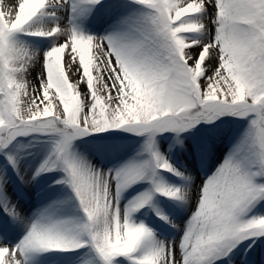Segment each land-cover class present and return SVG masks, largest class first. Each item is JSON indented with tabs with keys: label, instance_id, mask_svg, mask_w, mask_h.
<instances>
[{
	"label": "snow or ice",
	"instance_id": "obj_1",
	"mask_svg": "<svg viewBox=\"0 0 264 264\" xmlns=\"http://www.w3.org/2000/svg\"><path fill=\"white\" fill-rule=\"evenodd\" d=\"M88 2L95 5L100 0ZM139 3L152 10L140 37L96 38L73 29L68 40L46 53V79L36 95L25 76L30 58L13 36L24 31L49 0H18L17 6L7 8L0 0V145L30 131L58 133L55 159L46 160L37 174L62 163L87 215L82 225L33 224L15 248L0 246V264H22L19 257L30 252L82 247L78 232L88 234L105 264H114L115 257H132L141 249L135 264H211L237 241L264 235V216L242 219L264 199V183L255 179L264 175V0ZM206 10L213 13L214 35L206 41H190L185 33L207 30L203 21L191 17ZM60 31L56 26L50 32L31 34ZM66 49L67 60L62 62ZM72 65H77V73L82 70L78 82L70 79ZM80 83L90 92V105ZM225 113L253 116L245 141L248 155L243 160L229 156L202 182L197 210L179 244L182 257L156 244L145 224L131 220L134 211L152 200V191L130 201L121 219L120 193L145 179L153 183L155 192L181 196L180 188L155 178L157 169L180 173L156 149L154 140L147 145L151 159L126 164L114 174L94 171L71 153L73 139L90 131L124 126L153 134L183 131Z\"/></svg>",
	"mask_w": 264,
	"mask_h": 264
},
{
	"label": "rangeland",
	"instance_id": "obj_2",
	"mask_svg": "<svg viewBox=\"0 0 264 264\" xmlns=\"http://www.w3.org/2000/svg\"><path fill=\"white\" fill-rule=\"evenodd\" d=\"M17 3L18 0H5V7H15ZM151 11L139 3V0H100L95 5L88 0H49L48 6L38 17L24 31L13 36L14 42L24 48L30 58L25 76L35 94H40L41 81L46 79V70L43 67L46 53L68 40L73 29L82 35L96 38L109 35L138 38L141 36L145 18ZM212 18L213 13L210 10L191 17L193 20L203 21L207 30L184 35L190 41L210 39L214 35L215 27L211 24ZM56 26L61 31L53 35L31 34L36 30L50 32ZM67 52L66 49L62 62L67 60ZM76 67L77 65H72L69 70L70 79L74 82H78L82 74V70L80 73L75 71ZM65 70L68 71L66 63ZM79 88L82 93H87L86 105H90V92L86 84L80 83ZM252 119V115L225 113L214 120L202 119L183 131L169 129L153 134L149 131L131 130L128 126L90 131L73 139L71 153L94 171L102 174L111 171L114 174L126 164L151 159L147 145L150 139L154 140L156 149L180 173L177 175L175 172L157 169L155 178L180 188L181 196L171 198L155 192L153 183L145 179L120 193L118 203L121 219L123 220L130 201L144 191H152V200L134 211L131 220L137 224H145L152 230L156 244L169 250L174 249L182 257L179 244L197 210L198 190L202 182L216 172L214 169L212 174H207L209 152L217 148L222 154V147L230 143L234 146V152H230V156L243 160L248 155L245 141ZM197 134L204 142L203 149L196 143ZM60 138L58 133L30 131L16 136L6 145H0V246L15 248L31 230L32 225L38 222L61 221L70 225L87 222V215L69 183L68 172L62 163L37 174L46 160L50 157L55 159L56 143ZM253 167L256 170L259 166ZM195 174L194 181L192 177ZM255 179L258 183H264V175ZM115 185L116 181L112 180L110 190L113 196L116 192ZM256 216H264V199L256 202L242 219L248 220ZM76 236L83 243L82 247L30 252L19 258L22 264H105L86 232H78ZM142 253L143 249L132 257H115L114 264H135L136 257ZM219 260L225 261L220 263ZM256 262L264 264V235L239 240L218 258L211 260V264Z\"/></svg>",
	"mask_w": 264,
	"mask_h": 264
},
{
	"label": "bare ground",
	"instance_id": "obj_3",
	"mask_svg": "<svg viewBox=\"0 0 264 264\" xmlns=\"http://www.w3.org/2000/svg\"><path fill=\"white\" fill-rule=\"evenodd\" d=\"M50 2H52V1H50ZM66 32L68 33V31H66ZM113 33H116V32L113 31ZM218 147L220 148V146H218ZM210 150H213V148H211ZM222 150H223L222 154H220V151L217 148H215V150L213 152H209L210 157H209V160L207 163L208 164V172H207L208 174H209V172H210V174H212L214 169L216 171L222 165V163L225 161V159H227V157L230 156V152H232V153L234 152V146H232L230 143H227L226 146L222 147ZM217 154L218 155L220 154V155L218 157H216ZM195 177H196V174L194 177H192V179L194 181H195Z\"/></svg>",
	"mask_w": 264,
	"mask_h": 264
}]
</instances>
